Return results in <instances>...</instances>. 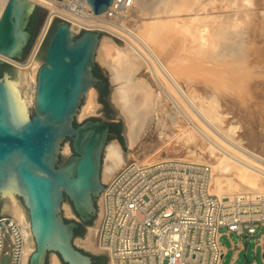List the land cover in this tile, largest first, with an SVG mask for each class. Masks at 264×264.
I'll use <instances>...</instances> for the list:
<instances>
[{"label": "water", "instance_id": "1", "mask_svg": "<svg viewBox=\"0 0 264 264\" xmlns=\"http://www.w3.org/2000/svg\"><path fill=\"white\" fill-rule=\"evenodd\" d=\"M195 1L133 0V6L142 17H151L189 13ZM112 2L87 0V10L98 15ZM37 10L31 0H8L0 17L1 56L25 59ZM105 33L81 28L77 35L68 22L54 17L33 60L40 67L29 106L22 97L26 72L0 57V65H6L0 68V199L12 193L26 208V233L34 243L27 264H48L50 253H56L62 264H93L95 254H105L109 261L106 252L79 247L75 230L98 215L97 199L111 180L102 169L104 153L117 142L108 144V123L81 122L77 117L90 89L104 85L93 68L96 62L105 63L118 86V106L127 121L128 149L120 146L126 162L152 115L158 86L151 76L143 86L137 85L131 78L145 63L125 42ZM132 88L135 105L130 101ZM94 92L93 88L92 104ZM64 141H70V156L62 151ZM67 200L75 219L65 217L62 206Z\"/></svg>", "mask_w": 264, "mask_h": 264}, {"label": "built area", "instance_id": "2", "mask_svg": "<svg viewBox=\"0 0 264 264\" xmlns=\"http://www.w3.org/2000/svg\"><path fill=\"white\" fill-rule=\"evenodd\" d=\"M133 4L113 0L96 15L88 12L87 0H49L29 53L19 62L38 71L40 63L33 60L54 17L77 35L81 28L108 33L106 26L127 19ZM251 156L264 180V154ZM135 157L112 172L100 196L96 245L98 253L108 254V264H222V228L245 235L264 226V186L218 195L208 163ZM27 245L25 223L1 215L0 264L4 255L9 264H26Z\"/></svg>", "mask_w": 264, "mask_h": 264}, {"label": "bare ground", "instance_id": "3", "mask_svg": "<svg viewBox=\"0 0 264 264\" xmlns=\"http://www.w3.org/2000/svg\"><path fill=\"white\" fill-rule=\"evenodd\" d=\"M31 1L36 2L37 4L43 6H46L49 2V0H31ZM7 2L8 0H0V17ZM213 2L215 1L196 0L194 5L196 6L198 5V7L197 8L195 7L194 11L196 10L197 11L196 13H199L198 12L200 10L199 7H202V9L205 10L208 8V6L212 5ZM132 11H134L135 13V16H133L135 23H133L134 25L132 26V28L125 30L126 28L125 29L122 28L123 25H121L122 27L117 28L116 26L117 24H108L106 26L107 27L106 30L108 32L114 31L116 33L118 32L121 33L120 34L121 41L125 42L145 63L144 67L146 66V68H144V70L138 76L137 75L133 76L131 79L137 85L143 86L151 76L154 82L156 83V85L158 86L157 96L152 98L154 102L152 115L147 116L145 125L139 135L138 144L140 147H138L135 150L136 153H138L136 154V157L145 156L148 157L150 160H158L161 158H157V157L153 158L154 154L152 153V151H150V149L149 151L147 150V148L149 147H145V146H149L153 144L156 146H161L160 148L163 149L170 148L171 152H173V150L174 152L175 150L179 152L182 151L184 147H186V144L194 142V140L197 139V135L195 134L194 131L201 132V130L203 131L206 130L203 126L201 128L198 127L195 115L192 114L193 112L190 111L189 107H192L194 110L200 107V109H198L200 111L198 112H200L201 115L204 116L205 118L204 120H206L209 123L214 122L215 120L214 112L210 110V108L202 107V105L199 107L197 106L195 87L196 86L198 87L197 83H199V85L200 83L202 85L205 83L204 84L205 87H207L208 86L207 83H209V87L211 86L212 89L214 85L219 86L225 90L226 89L230 90L231 88L234 89V87H237L238 85L236 84V81L239 79L240 76L234 75L233 73L231 74L230 72H228V70L225 71L220 67L211 66L209 65V63L212 62L213 64L217 60L216 62L219 63L217 64L219 66L221 64L228 65L229 63L231 65V62L229 61L227 62L228 59L225 58L226 56L225 57L223 56L224 58H222L221 56L220 59L217 58L222 53L221 51H218V49L216 50L217 46L219 45L223 51L235 50V52L236 51L240 52L239 50H242L243 43H241L240 39H238L237 42H232L233 39L231 40V38L227 37L229 36V34L228 33H227L228 35L226 34L225 32L226 30L224 27L220 31L218 29L215 32L216 34L215 38L209 35L212 37V39L215 40L209 38L210 40L209 41L207 39L209 42H214V44L207 45V43L205 42L206 39L204 40L205 34L198 32L197 31L198 28L196 27V25L201 26L204 22L202 23L200 19H199L200 22H197L198 19L197 17H196L197 19L195 18L194 20H192L194 17L192 18L186 16L182 18L179 17L180 14H174L171 16L172 18L170 19L164 18L165 15L158 17L155 16L156 18L155 17L148 18V17H141L138 14L140 9H138L135 6L132 8ZM211 17L213 18L212 15ZM206 19L209 20V18ZM199 29L201 28L199 27ZM228 38L231 41H229ZM181 46H184L186 48L184 53H180L177 51V47L180 48ZM243 47L245 48V46ZM182 49L183 48H181L180 51H182ZM256 49H259V47H256ZM245 50L247 51L246 48ZM0 57L3 56L0 55ZM3 58L15 64L20 70L26 72V82H25V88L22 91V97L29 106L30 103L34 101L35 87H36L35 74L37 73V66L30 69H26L24 65L19 61L12 60L7 57H3ZM233 67L232 69L235 70L236 66L233 65ZM227 68L230 69L229 67ZM210 84L212 85L214 84V85L212 86ZM215 89L216 87H214V90ZM168 99H170L171 102H173L176 105V107H178L179 113H176L174 115L175 117L171 119L172 120L171 124L166 125L164 124L163 120L166 113L164 110ZM258 106L257 108H260L261 106L263 107V105H260V107ZM92 111L93 110L86 111L84 113V116L86 114L88 115L89 113H92ZM180 113H182L183 114L182 117H184L185 120L188 121V123L186 122L187 125L180 123L181 122L179 115ZM261 113L262 112L258 114L261 115ZM252 116L253 115H251L250 117ZM182 122L184 121L182 120ZM252 122H253L252 126L255 127L254 121H251V123ZM189 124H191V126ZM252 126L247 127V129L245 127L244 130H246L245 133V136H247L246 138H248V140L253 144L257 142L260 143L264 148V141H262L264 138L260 139L258 137L259 133L258 132L256 133L255 130L252 128ZM176 127H179L177 128V130H179L178 133H176V129H175ZM205 133L207 134V130L205 131ZM208 135H210V133H208ZM155 139H157V141L152 142V140ZM166 140H168V143ZM210 150H212V146H210ZM225 150L226 148H224V150L222 149V151H224L230 157L225 155L217 158L214 168L216 169L218 175L214 179L215 184L213 191L218 195H224V194H232L235 192H240L249 189L262 188L263 178L259 173H257L255 167L253 166V163L247 161V159H245L244 157H240V155H236V154L233 155L227 152V150L226 151ZM245 152L251 156V152H248L247 150ZM133 156L135 155L133 154L129 155L130 158L126 159V162L130 160ZM163 158H169V157H163ZM110 159L112 160L111 162H109ZM124 163H125L124 157L122 152L120 151V145L117 143L111 144L109 147H107V159L104 167L105 168L104 176H110L112 172L119 169ZM243 165L247 166V168H250L251 170L249 172L248 171H242V172L252 173L253 175H255V178L250 176V174H246V175L240 174ZM7 198H9L10 201L6 203L5 209L9 211L11 215L26 223L28 221V217L25 208L17 201L16 196L10 193L8 194ZM96 229L97 227H94L87 235L88 237L85 243L88 247L97 248ZM27 242H28L27 253L28 255H30L34 249V243L33 240L32 242L29 241L28 236H27ZM58 260H59L58 258H55L53 264H60ZM27 263L28 262H26V264Z\"/></svg>", "mask_w": 264, "mask_h": 264}, {"label": "rangeland", "instance_id": "4", "mask_svg": "<svg viewBox=\"0 0 264 264\" xmlns=\"http://www.w3.org/2000/svg\"><path fill=\"white\" fill-rule=\"evenodd\" d=\"M214 1L215 2H213V4L208 6V8L205 10L202 9V7H199L200 8V10L198 11L199 13H196L197 12L196 10L194 11L195 7L197 8L198 5L197 6L193 5V7L191 8L189 13L180 14L179 17H182V18L186 17V16H189L192 18L194 17L192 20H194L197 17L198 18V19L196 18L197 22H200L199 19L202 21V23L204 22L201 26L196 25V27L198 28L197 29L198 32L205 34V36L207 35L206 37L204 36V40L206 39L205 42L207 43V45L208 44H214V42H209L210 41L209 38L210 39H212V37L215 38L216 37L215 32L218 29L220 31L224 27L226 30L225 31L226 34L227 33L229 34V36H227V37L231 38V40L233 39L232 42H237V40L240 39L241 43H243L242 45L245 46L247 51L245 50V48L243 46H242V50H239L240 52H238V51L235 52V50H231V51L230 50H224L223 51L219 45L216 48V50L218 49V51L222 52L221 55H219L217 58L220 59L221 56H222V58H224L226 56L225 58L228 59L227 62L228 61L231 62V65L229 63L228 65L221 64L219 66V65H217V64H219L216 62L217 60L214 62L216 64H214V63L212 64V62L211 63L208 62L209 65H211V66L220 67L221 69H223L225 71L228 70V72H230L231 74L233 73L234 75L240 76L239 79L236 81V84L239 86V88L237 86V87H234V89L231 88L230 90H227V89L225 90V89L213 84L214 87H216V89L214 90V87H213V89L211 86L209 87V83H207L208 84L207 87L204 86L205 83L203 85L201 83H200V85H199V83H197L198 87L197 86L195 87V96L197 97L196 98L197 106L199 107L202 105V107L210 108V110H212L214 112V116H215L214 122L209 123L206 120H204L205 119L204 116H202L201 113L198 112V111H200V110H198V109H200V107L196 110H194L192 107H189V108H190V111L193 112L192 114L195 115L198 127L201 128L203 126L207 130V134L205 133L206 130L205 131L201 130V132L194 131L195 134L197 135V139H195L194 142L186 144V147H184V149L182 151H179V152L177 150H175V152H174V150H173V152H171L170 148L163 149V148H160L161 146H156L153 144L149 145L148 143L147 144L149 146H145V147H149V148H147V150L149 151V149H150V151H152V153L154 154L153 158H156V157L157 158H163V157L184 158V159H188V160H192V161L208 163L213 169L214 179H215L216 176L218 175L216 169L214 168V165L216 164L217 158L225 156V155L228 156L224 151H222V149L224 150V148H226L227 152H229L230 154L240 155V157H244L245 159H247V161H249L253 164H256L255 160L253 159V157H251L248 153L245 152L246 150L248 152L264 154L263 146L258 142L255 144L251 143L248 140V138H246L247 137V136H245L246 130H244L245 127L247 129V127L252 126L253 122L251 123V121H254L255 127L252 126V128L255 130L256 133L257 132L259 133V135L258 134L257 135L260 139L264 138V108H263L264 107V0H250V1H248V0H214ZM38 10L42 13V16L44 17L45 16L44 12L45 11L47 12L46 7L38 4ZM199 15H202V16H199ZM211 15L213 16V18L211 17ZM133 16H135L134 11H132L130 13L129 17L127 19L123 20V22L122 21L118 22V24L116 25L117 28L122 27L121 25H123L122 28H124V29L126 28L125 30L132 28V26L134 25L133 23H135ZM171 16L172 15H165L164 18L170 19V18H172ZM152 17H155V16H151L148 18H152ZM156 17H158V16H156ZM206 18H209V20ZM203 19H204V21H203ZM198 26L201 29H199ZM118 33L114 32V31H109L108 33H105V34H110V35L116 37L117 39L121 40V36H120L121 33H119V34ZM209 35H211L212 37ZM229 38H228V40H229ZM234 39H235V41H234ZM212 40H215V39H212ZM231 40H229V41H231ZM256 47H259V49H256ZM181 48H183L182 51H180ZM243 48H244V50H243ZM185 49L186 48L184 46H181L180 48L177 47V51L180 53H184ZM222 54H224V55H222ZM237 56H238V58H237ZM235 58L237 61L235 60ZM10 63H12V62H10ZM10 65L18 68L13 63ZM233 65L236 66L235 70L232 69ZM227 67H229L230 69H228ZM144 68H146V66L141 67L139 69L140 71L138 70L139 72L137 71L134 76H136V75L138 76L144 70ZM233 68H235V67H233ZM210 85H212V84H210ZM218 90H219V93H218ZM232 90H233V92H232ZM225 91H228V92H225ZM92 96H93V88H91L90 91L88 92L87 98L85 99L84 103L82 104V106L80 108V111H79V114L77 117L78 120L81 121V120H83V118H85V117L89 116V114H91V113H89L88 115L86 114L84 116V113L86 111L93 110V107L95 106V104L91 103ZM32 103H30V105ZM259 103H260V105H263V107L262 106L260 107ZM211 106H212V108H211ZM257 106L260 108H257ZM168 108H169V110H168ZM258 109H260V110H258ZM164 111L166 113H165L163 122L166 125L171 124V122H172L171 119L175 117L174 115L176 113H179L178 107H176V105L173 102H171L170 99L167 100ZM248 112H250L251 114ZM260 112H262L261 115H259ZM198 113H200V114H198ZM179 115H180V120H181L180 123L187 125L188 121L185 120L184 117H182L183 114L180 113ZM251 115H253V116L250 117ZM182 118H184V119H182ZM252 118H254V119H252ZM250 119H252V120H250ZM182 120L185 123L182 122ZM200 120H201V122H200ZM189 125L191 126V124H189ZM177 128H179V127L175 128L176 133H178V131H179V130H177ZM180 129H181V127H180ZM208 133H210V135H208ZM156 141H157V139L152 140V142H156ZM166 141L168 143V140H166ZM262 141H264V139ZM138 142L133 147H131L129 149V155L133 154L136 156V154H138L135 151L138 147H140ZM69 143H70V141H64V147L62 149V151L64 153L70 152L68 156L73 154V151L71 150V146L69 145ZM113 144H116V143L114 142ZM210 146H212V150L214 149L213 151L210 150ZM203 147H204V149H203ZM243 148L245 151L243 150ZM194 149H196V150H194ZM190 150H191V152H190ZM129 155H128L127 159L130 158ZM106 156H107V149H106ZM135 156H133V157H135ZM133 157L131 159H133ZM228 157H230V156H228ZM105 163H106V161H105ZM104 167H105V164L103 166V172L105 170ZM250 170H251L250 168H247V166L243 165L242 170L240 171V174H244V175L250 174V176L255 178V175H253L252 173H245V172L243 173L242 172V171H248L249 172ZM262 183L264 186V180L263 179H262ZM214 184H215V181H213V188H214ZM16 199L25 208L22 200L20 198H17V197H16ZM9 201H10L9 198H7V199L1 198L0 199L1 215L2 214H11L9 211H7L5 209V205ZM97 203L99 206L100 197L97 199ZM62 208L64 209L65 217H67V218H70V217L75 218L76 217L74 212L71 209V205H70L68 200L63 203ZM25 211H26V208H25ZM98 219H99V215H97V217H95L92 224H89L87 226V231H86L84 237H81V236L76 237V243L79 247L84 248L86 251H90L93 253H98V249L96 247L95 248L88 247L86 245L85 241H86V239L88 237L87 235L90 233L91 229H93L94 227H97ZM221 232L225 233V232H227V229L222 228ZM234 238L237 239L236 236ZM30 242H32V240H30ZM222 243L224 245L230 243L227 236L222 237ZM55 258L59 259L58 255L56 253H50V256L48 259V264H53V261ZM9 260H10L9 257L7 255H4L2 258L1 264H9ZM58 261L60 262V264H62L60 259ZM229 262H230V256H226L224 258L223 264H229ZM243 262H244V260L240 259L237 262V264H243ZM258 264H263L260 256L258 257Z\"/></svg>", "mask_w": 264, "mask_h": 264}, {"label": "flooded vegetation", "instance_id": "5", "mask_svg": "<svg viewBox=\"0 0 264 264\" xmlns=\"http://www.w3.org/2000/svg\"><path fill=\"white\" fill-rule=\"evenodd\" d=\"M42 19H43V16L39 10L32 16V21L30 23L29 29L34 35L30 42V45L28 46L26 50L25 58L27 57L29 53L34 36L42 22ZM41 57L43 59L44 51L42 52ZM4 66L6 65H0V68ZM93 72L96 77H98L104 82V85L92 87L95 89L94 101L96 104L93 107V113H91V115L89 114V116L85 117L83 120H81V122L88 120V119H92V120H101L103 122L108 123L110 126L108 144L111 140H114L121 146L122 149L127 150L128 149V142H127L128 140L126 137L127 121L124 115H122L121 110L118 106V102L116 98L118 86L113 81L111 71L105 65V63L100 64L99 62H96V65L93 68ZM134 91H135L134 88H132L130 92V96L132 98L130 99V101L132 100V104H134L133 102L134 101L133 96L135 94ZM105 156H106V151L104 153V158ZM103 166H104V159H103ZM103 166H102V169H103ZM92 222L93 221L88 222V223L80 222L79 227L84 226L85 229H87V226L91 224ZM29 241H30V238H29ZM26 262H28V258L26 259Z\"/></svg>", "mask_w": 264, "mask_h": 264}, {"label": "crops", "instance_id": "6", "mask_svg": "<svg viewBox=\"0 0 264 264\" xmlns=\"http://www.w3.org/2000/svg\"><path fill=\"white\" fill-rule=\"evenodd\" d=\"M227 236L230 243L224 245L222 237ZM237 237L235 239L234 237ZM221 243L223 247V259L230 256L229 264H237L243 259V264H258V257H261L264 264V226H262L255 234L239 235L237 233H222Z\"/></svg>", "mask_w": 264, "mask_h": 264}, {"label": "trees", "instance_id": "7", "mask_svg": "<svg viewBox=\"0 0 264 264\" xmlns=\"http://www.w3.org/2000/svg\"><path fill=\"white\" fill-rule=\"evenodd\" d=\"M85 232H86V229L84 226L76 228V230H75L76 236H80V235L82 236L85 234ZM93 259H94L93 264H107V262H108L107 256L105 254L94 255Z\"/></svg>", "mask_w": 264, "mask_h": 264}]
</instances>
